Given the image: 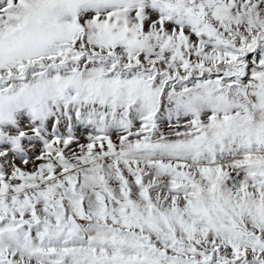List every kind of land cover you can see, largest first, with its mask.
<instances>
[{"label": "snow or ice", "instance_id": "obj_1", "mask_svg": "<svg viewBox=\"0 0 264 264\" xmlns=\"http://www.w3.org/2000/svg\"><path fill=\"white\" fill-rule=\"evenodd\" d=\"M0 264H264V0H0Z\"/></svg>", "mask_w": 264, "mask_h": 264}]
</instances>
